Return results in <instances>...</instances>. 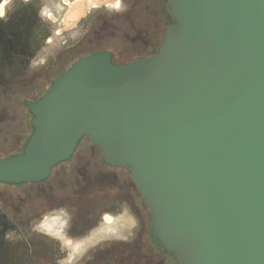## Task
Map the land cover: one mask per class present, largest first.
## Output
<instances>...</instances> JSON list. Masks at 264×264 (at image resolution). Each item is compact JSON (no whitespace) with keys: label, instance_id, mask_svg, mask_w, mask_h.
Instances as JSON below:
<instances>
[{"label":"water","instance_id":"water-1","mask_svg":"<svg viewBox=\"0 0 264 264\" xmlns=\"http://www.w3.org/2000/svg\"><path fill=\"white\" fill-rule=\"evenodd\" d=\"M167 4L158 51L82 57L24 102L32 133L1 151L0 182L45 180L86 137L178 264H264V0Z\"/></svg>","mask_w":264,"mask_h":264},{"label":"rangeland","instance_id":"rangeland-1","mask_svg":"<svg viewBox=\"0 0 264 264\" xmlns=\"http://www.w3.org/2000/svg\"><path fill=\"white\" fill-rule=\"evenodd\" d=\"M116 2L0 0L6 17L24 5L37 22L6 43L3 38L14 36L1 25L7 36L0 39V153L30 134L24 102L38 99L80 58L109 52L112 62L126 64L155 52L171 22L167 0H119V8L110 7ZM41 7L43 21L35 16ZM87 141L67 171L55 170L53 178L4 199L16 219L13 248L0 247V253H17L8 264H165L150 246V213L128 176L104 166Z\"/></svg>","mask_w":264,"mask_h":264},{"label":"flooded vegetation","instance_id":"flooded-vegetation-1","mask_svg":"<svg viewBox=\"0 0 264 264\" xmlns=\"http://www.w3.org/2000/svg\"><path fill=\"white\" fill-rule=\"evenodd\" d=\"M18 1H20V0H18ZM24 7H26V6L20 5V8H17V10L19 9L18 10V14L19 15H13L14 13L12 12V14L11 13L9 14L10 15L9 17L7 16L4 20H2V22H0V39H1V36L2 37H5V35H6V34L3 33V28H1V25L2 24L5 25V27H7V29H8V32L10 34H13V36H14V37H12V39L9 38V37L8 38L6 37L5 39L3 38V40H4L5 43L7 42V40L8 41H10V40L13 41V39H19V37L21 36L20 33L22 31L21 28L24 29V27H25V29L26 30H29V31L31 29H33V28L36 29V27H35L36 26L35 19H34V16L32 15L33 12H26V8H24ZM34 15H35V13H34ZM35 16L38 17V14H36ZM13 17H14V19H13ZM14 21H18L17 25L14 23ZM28 22H30V23H28ZM14 42H16V40H14ZM36 100H38V99H35V100H27V101L35 102ZM30 123H31V121H30ZM31 126H32V124H31ZM76 155H77V153L76 154L73 153L71 155V157L69 158V160L71 161L72 158L75 157ZM102 163H103L104 166L107 165L103 161H102ZM61 165H63V168H55V169H52V172H51L50 176L48 178H46L45 180L40 181V182H35V183H33V182H31V183H20V184L0 182V247H2V246L5 247L7 245V246H9L7 248L8 249H11V248H13V246H12L13 241L16 242V239L11 238L9 236L10 233H12L13 231H15V229H16V227L14 225L16 219L14 217H12V215H11V213L9 211V207L7 208V206H5L3 204L4 199H6V197H8V195H11V194H14V195L17 194L18 196H21V195H23L25 193V191L31 185L35 186V185H37L39 183H43V182L47 181L48 179L53 178V176L55 175L56 171H58V172H64V171H67V169L70 168L69 167L70 162L68 164H61ZM108 166L111 167V168L118 169L117 167H113V166H110V165H108ZM83 222L84 223H83V226L82 227L85 228L86 227V226H84V225H86L85 224V221L83 220ZM17 241L19 242L20 239H17ZM34 249L30 248L29 249V252H31L32 254H34L33 253V251H35ZM18 256H22V254H20ZM16 259H17V253H15V254L12 253V252L11 253L9 252L8 254H6L5 252L0 253V264H8V262L10 260H16Z\"/></svg>","mask_w":264,"mask_h":264},{"label":"trees","instance_id":"trees-1","mask_svg":"<svg viewBox=\"0 0 264 264\" xmlns=\"http://www.w3.org/2000/svg\"><path fill=\"white\" fill-rule=\"evenodd\" d=\"M166 5H167V11H168V14H169L170 17H171V14H170L169 9H168V4H166ZM172 23H173V19H172V17H171V22H170L169 25H171ZM160 45H161V44H160ZM160 45L156 48L155 52L158 51ZM93 53H95V52H91V53L88 54V55H91V54H93ZM153 53H154V52H153ZM88 55H86V56H88ZM144 57H145V56H144ZM142 58H143V57H142ZM131 61H132V60H131ZM71 66H72V65H71ZM71 66H70V67H71ZM70 67H69V68H70ZM69 68H68V69H69ZM66 70H67V69H66ZM66 70H65V71H66ZM51 82H52V81H51ZM51 82H50V84L48 85V87L45 89L44 92H46V91L48 90L49 86L51 85ZM40 97H41V96H40ZM40 97H39V98H40ZM39 98H38V99H39ZM23 107L28 111V113L30 114V116H32L31 113H30L29 110H28V107H27L26 105H23ZM32 128H33V127L31 126L30 134H28L27 137L24 138L25 140L28 139L29 136L31 135V133H32ZM83 139L88 140L86 137H83V138L79 141V144L77 145V147H76V149H75V151H74V154L77 153L78 148H79V145L81 144V141H82ZM87 142H88L89 145H91V143H90L89 140H88ZM88 144L86 143V145H88ZM91 146H92V145H91ZM92 147H93V146H92ZM93 148L97 151V153H98V158H99L100 162L102 163V160H101V158H100V156H99V151H98L95 147H93ZM74 158H75V157H73L71 161L68 159V160H65V161L60 162L59 164H57L56 166H54L53 169L57 168V167H58L59 165H61V164H68L69 162H70V165H69V167H70V166L72 165V163L74 162ZM102 164H103V163H102ZM106 166H108V164H107ZM108 167H109V166H108ZM117 168L123 170V171L126 173V175L128 176L129 181L131 182L128 171H127L126 169H123V168H120V167H117ZM131 183H132V182H131ZM132 185H133V184H132ZM134 188H135V187H134ZM135 190H136V189H135ZM139 197H140V196H139ZM140 198H141V197H140ZM141 200H142V199H141ZM148 241H149V243H150V246H151L153 252L158 253L159 255H161L162 257L165 258V260H164L165 264H178V259H177V257L175 256V254H174V253H169V252L165 251V250H164V249L158 244L157 240L155 239V237H154V235H153V233H152L151 227H150V230H149V233H148Z\"/></svg>","mask_w":264,"mask_h":264},{"label":"clouds","instance_id":"clouds-1","mask_svg":"<svg viewBox=\"0 0 264 264\" xmlns=\"http://www.w3.org/2000/svg\"><path fill=\"white\" fill-rule=\"evenodd\" d=\"M28 2H30V0H25V4H27ZM110 7L119 8L120 7L119 0H117V2L114 5H110ZM38 16L43 21V8L42 7L40 11L38 12ZM5 18H6V14L0 13V20H4Z\"/></svg>","mask_w":264,"mask_h":264},{"label":"bare ground","instance_id":"bare-ground-1","mask_svg":"<svg viewBox=\"0 0 264 264\" xmlns=\"http://www.w3.org/2000/svg\"><path fill=\"white\" fill-rule=\"evenodd\" d=\"M36 4H37V3H36ZM36 4H35V5H36ZM38 7H39V5H38ZM24 8H25V7H24ZM32 11H33V10H31V9H29V10L26 9V12H32ZM32 15H33V14H32ZM27 18H28V17H27ZM34 19H35V17H34ZM35 21H36V20H35ZM28 23H30V22H28ZM36 23H37V22H36ZM31 26H32V25H31ZM39 28L42 29L41 27H39ZM39 28H38V29H39Z\"/></svg>","mask_w":264,"mask_h":264}]
</instances>
